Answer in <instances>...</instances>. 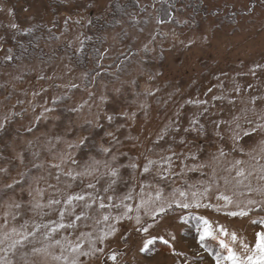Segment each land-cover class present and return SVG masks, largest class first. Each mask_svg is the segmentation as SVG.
<instances>
[{
    "label": "rangeland",
    "instance_id": "1",
    "mask_svg": "<svg viewBox=\"0 0 264 264\" xmlns=\"http://www.w3.org/2000/svg\"><path fill=\"white\" fill-rule=\"evenodd\" d=\"M131 1L0 0V48L99 28L2 70L0 264H264V0Z\"/></svg>",
    "mask_w": 264,
    "mask_h": 264
},
{
    "label": "trees",
    "instance_id": "2",
    "mask_svg": "<svg viewBox=\"0 0 264 264\" xmlns=\"http://www.w3.org/2000/svg\"><path fill=\"white\" fill-rule=\"evenodd\" d=\"M20 2V0H16V2ZM131 1V0H129ZM169 4V7L172 6V22L174 23H179L177 22L178 14L179 11L181 12V8L179 7V4L181 0H165ZM188 3V8H190V13L197 17L198 15L205 16L206 13L209 14V12L214 14L215 10H211L206 6V4L203 2V0H185ZM128 4L127 7L123 6L119 8V10L122 12L123 8L124 11H128L127 16L130 15V12L136 11L141 12L140 10V5L138 2H133ZM162 5V4H161ZM163 6H160L159 9L156 10L158 12V16H161L162 18L164 15H169L168 13H163ZM210 10V11H209ZM182 13V12H181ZM166 16V17H167ZM96 24V23H95ZM43 29L42 32H46L44 34L48 35L49 37L51 33L49 30H47L44 27H41ZM98 27H95L94 30H91L90 32L87 33L88 38L84 41L81 42L79 45L75 46L69 41L65 42H59L58 40H55L54 38H51L46 42V45H41L38 43L39 38L36 37H31V38H24V40L10 44L5 47L0 48V77L3 75L2 70H6L8 67L13 68L17 63L19 62V59L22 57H26V55H34L35 57L38 58V60L43 61V62H49L52 58H55L57 56H63L66 55L69 64L73 66V69H82V70H87V61L84 59L86 57V54H90V56L96 60L97 57V49L96 45H92V42L89 40L90 38H98L99 37V31ZM57 33V32H55ZM99 44V43H98ZM47 50V52L45 51ZM6 53V54H3ZM89 75V74H88ZM54 83L51 85V87H54ZM56 89V88H54ZM3 92V91H2ZM63 95V94H62ZM61 95V96H62ZM60 98V97H59ZM54 100L53 104L57 105L58 103L61 102V100ZM56 107V106H55ZM54 110V108H52ZM203 244L206 248L210 249L212 248L217 250V249H222L224 252L226 250V247L221 248V243L217 237H208L203 241ZM170 249V244L167 241L161 240V239H154L148 246L147 252H152V251H157V250H169ZM214 251V250H213ZM222 251V252H223Z\"/></svg>",
    "mask_w": 264,
    "mask_h": 264
},
{
    "label": "flooded vegetation",
    "instance_id": "3",
    "mask_svg": "<svg viewBox=\"0 0 264 264\" xmlns=\"http://www.w3.org/2000/svg\"><path fill=\"white\" fill-rule=\"evenodd\" d=\"M162 4V11H164V13H168L169 15L167 16V18L165 19H162L161 16H159V20H160V23H170L171 22V19H172V9H169V4H171V0H169L170 3H167L165 0H159Z\"/></svg>",
    "mask_w": 264,
    "mask_h": 264
},
{
    "label": "snow or ice",
    "instance_id": "4",
    "mask_svg": "<svg viewBox=\"0 0 264 264\" xmlns=\"http://www.w3.org/2000/svg\"><path fill=\"white\" fill-rule=\"evenodd\" d=\"M186 206V205H185ZM232 215H236V213H231ZM240 215H243L244 213H239ZM205 234H207V229L205 230ZM234 259V258H233Z\"/></svg>",
    "mask_w": 264,
    "mask_h": 264
}]
</instances>
